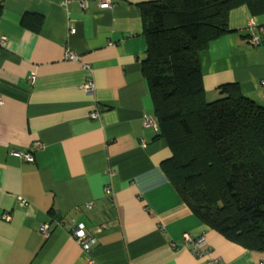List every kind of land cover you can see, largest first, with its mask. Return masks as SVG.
<instances>
[{
	"label": "crops",
	"instance_id": "crops-1",
	"mask_svg": "<svg viewBox=\"0 0 264 264\" xmlns=\"http://www.w3.org/2000/svg\"><path fill=\"white\" fill-rule=\"evenodd\" d=\"M153 1L0 0V264H264L197 217L163 170L168 142L145 121L154 105L139 5ZM26 14L42 17L38 31ZM250 20L263 27L264 11L231 10L230 31L200 52L208 101L237 83L264 104V39L250 43ZM71 226L95 238L90 253ZM185 234L205 238L197 252Z\"/></svg>",
	"mask_w": 264,
	"mask_h": 264
},
{
	"label": "trees",
	"instance_id": "trees-1",
	"mask_svg": "<svg viewBox=\"0 0 264 264\" xmlns=\"http://www.w3.org/2000/svg\"><path fill=\"white\" fill-rule=\"evenodd\" d=\"M264 0H159L139 5L147 39L144 74L157 137L171 157L162 167L192 211L211 229L264 253V104L237 83L206 98L199 54L230 31L231 10ZM38 31L42 17L26 14Z\"/></svg>",
	"mask_w": 264,
	"mask_h": 264
},
{
	"label": "built area",
	"instance_id": "built-area-1",
	"mask_svg": "<svg viewBox=\"0 0 264 264\" xmlns=\"http://www.w3.org/2000/svg\"><path fill=\"white\" fill-rule=\"evenodd\" d=\"M74 0H61V3L64 6H68L69 4H71ZM97 4L103 8V9H108V8H112L114 3L113 0H96ZM81 6L85 7L86 6V2L82 1L81 2ZM248 27L251 30V34L249 36V41L253 46H258L260 45L261 41L264 39V26L263 27H257L255 22L253 20H250L248 23ZM4 42L1 41V44L3 45ZM66 58L69 60H77L78 56L72 52L67 53ZM86 68H88L89 66H85ZM36 76L32 75L30 77V83L31 85H35L36 83ZM261 86L264 88V80L261 81ZM83 89L91 94L94 90V84L92 81H88L86 83V85L83 87ZM2 104V101L0 100V105ZM91 117L93 119H97L99 118V113L98 112H94L91 114ZM145 121L149 126H153V127H157V123L155 121L154 118L151 117H145ZM36 148L40 149L42 148L41 144H36ZM23 158L25 161L32 163L33 157L31 154H25L23 155ZM106 193L110 196L112 195V189L111 188H107L106 189ZM22 205H24L26 203L25 200H21L20 201ZM3 218L6 221H10V216L9 215H5L3 216ZM70 232L72 234V236L79 242L80 246L82 247L83 251L90 253L91 249L93 248V245L95 244L96 240L94 237L90 236L87 234V230L84 226H71L70 228ZM41 233L44 237L48 238L50 236V226L49 225H43L41 227ZM184 240L186 242L187 245H191L192 247H194V252H197V248L199 246H201L204 242H205V238L203 236L201 237H193L190 234H185L184 236ZM219 259H213L211 261V263L213 262H219ZM93 264V262L91 263Z\"/></svg>",
	"mask_w": 264,
	"mask_h": 264
}]
</instances>
